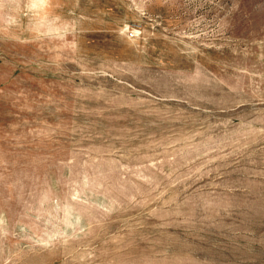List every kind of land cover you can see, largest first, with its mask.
Wrapping results in <instances>:
<instances>
[{
	"label": "rangeland",
	"instance_id": "1",
	"mask_svg": "<svg viewBox=\"0 0 264 264\" xmlns=\"http://www.w3.org/2000/svg\"><path fill=\"white\" fill-rule=\"evenodd\" d=\"M0 264H264V0H0Z\"/></svg>",
	"mask_w": 264,
	"mask_h": 264
}]
</instances>
